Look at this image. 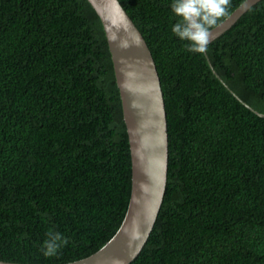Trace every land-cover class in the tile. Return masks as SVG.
I'll list each match as a JSON object with an SVG mask.
<instances>
[{
  "label": "trees",
  "instance_id": "trees-1",
  "mask_svg": "<svg viewBox=\"0 0 264 264\" xmlns=\"http://www.w3.org/2000/svg\"><path fill=\"white\" fill-rule=\"evenodd\" d=\"M119 2L153 56L168 139L163 199L128 264H264V116L253 110L264 113V0L203 54L172 33L173 0ZM130 189L121 99L95 9L0 0V259L49 264L94 252L120 225ZM49 229L68 243L45 258Z\"/></svg>",
  "mask_w": 264,
  "mask_h": 264
},
{
  "label": "water",
  "instance_id": "water-1",
  "mask_svg": "<svg viewBox=\"0 0 264 264\" xmlns=\"http://www.w3.org/2000/svg\"><path fill=\"white\" fill-rule=\"evenodd\" d=\"M88 1L101 20L121 99L131 158L130 197L120 225L101 247L75 260L49 264H128L147 240L163 199L168 160L166 112L153 56L131 17L119 0ZM256 1L243 0L213 26L210 41ZM0 264L38 263L0 259Z\"/></svg>",
  "mask_w": 264,
  "mask_h": 264
},
{
  "label": "clouds",
  "instance_id": "clouds-1",
  "mask_svg": "<svg viewBox=\"0 0 264 264\" xmlns=\"http://www.w3.org/2000/svg\"><path fill=\"white\" fill-rule=\"evenodd\" d=\"M230 3L231 0H173L171 11L179 19L171 31L188 42L189 52L203 54L211 38L210 29L228 15ZM67 243L62 233L49 229L40 250L45 258L54 257Z\"/></svg>",
  "mask_w": 264,
  "mask_h": 264
}]
</instances>
